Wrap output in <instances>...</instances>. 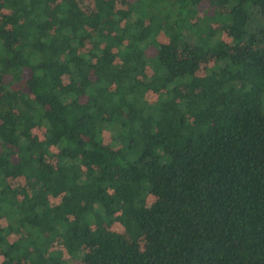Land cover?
Instances as JSON below:
<instances>
[{
    "label": "trees",
    "instance_id": "1",
    "mask_svg": "<svg viewBox=\"0 0 264 264\" xmlns=\"http://www.w3.org/2000/svg\"><path fill=\"white\" fill-rule=\"evenodd\" d=\"M263 104L264 0H0V264H264Z\"/></svg>",
    "mask_w": 264,
    "mask_h": 264
},
{
    "label": "rangeland",
    "instance_id": "2",
    "mask_svg": "<svg viewBox=\"0 0 264 264\" xmlns=\"http://www.w3.org/2000/svg\"><path fill=\"white\" fill-rule=\"evenodd\" d=\"M120 1H123V0H120ZM82 8L83 9H88V6L87 5H84V6H82ZM203 9H205L204 8V4H203V6H202V8H201V10H203ZM212 14V13H211ZM215 26V25H214ZM223 38H224V40L226 41V42H230L231 41V36H230V34L229 33H223ZM263 107H264V104H263ZM13 184H17L16 182H13ZM148 202H149V204L151 205V204H153L154 202H155V199H149L148 200ZM121 228V226L120 225H118V224H115L114 225V227H111V230H119L120 228ZM76 264H79V263H76Z\"/></svg>",
    "mask_w": 264,
    "mask_h": 264
}]
</instances>
